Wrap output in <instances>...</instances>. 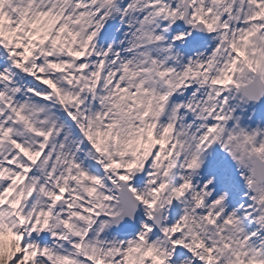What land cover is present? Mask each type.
<instances>
[{"label":"snow or ice","instance_id":"1","mask_svg":"<svg viewBox=\"0 0 264 264\" xmlns=\"http://www.w3.org/2000/svg\"><path fill=\"white\" fill-rule=\"evenodd\" d=\"M0 264H264V0H0Z\"/></svg>","mask_w":264,"mask_h":264}]
</instances>
